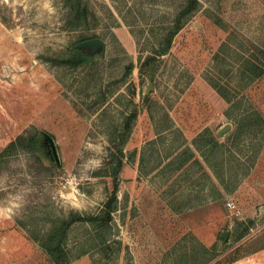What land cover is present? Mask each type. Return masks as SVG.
I'll list each match as a JSON object with an SVG mask.
<instances>
[{
  "label": "rangeland",
  "instance_id": "obj_1",
  "mask_svg": "<svg viewBox=\"0 0 264 264\" xmlns=\"http://www.w3.org/2000/svg\"><path fill=\"white\" fill-rule=\"evenodd\" d=\"M85 1L90 31L63 28V0H0V264H56L28 229L100 210L110 149L122 160L115 242L77 223L70 264H264V72L245 73L264 49V0H200L165 54L184 0ZM85 36L104 43L87 64L46 60ZM37 132L57 164L18 141ZM212 134L222 147L208 162ZM186 147L202 166L176 160Z\"/></svg>",
  "mask_w": 264,
  "mask_h": 264
},
{
  "label": "trees",
  "instance_id": "obj_2",
  "mask_svg": "<svg viewBox=\"0 0 264 264\" xmlns=\"http://www.w3.org/2000/svg\"><path fill=\"white\" fill-rule=\"evenodd\" d=\"M63 14H62V24L63 28L66 30H80V31H90L91 27V10L89 4L85 0H63ZM201 5L200 0H184L182 7L176 14V19L174 20V25L172 26V31L167 36L166 45L162 49L163 54L167 53L170 48V44L173 41V37L177 32H179L188 20L195 14ZM91 39L90 37H81L77 42H75L71 49V54L66 56L59 57H48L46 60L52 62L55 65L60 66H72L78 67L87 64L95 57V48L94 47H83L79 46V43ZM164 44V43H163ZM257 60L250 59L247 62L249 63L248 71L245 73L252 74L253 78L261 76L264 72V49L257 46ZM137 111H132L126 118L125 126L127 127V132L130 131L134 120L137 118ZM52 136V135H50ZM50 136L45 133L37 132L31 133L25 136H18V141L24 146L31 150H37L38 148H43L49 150V154L54 159V154L52 152V147L50 144ZM14 143L16 141H13ZM205 146H208L209 153L203 152L202 155L209 162V157L213 156L217 150H220L222 144L218 139L216 134H212L208 139H206ZM49 147V148H48ZM51 148V150H50ZM183 158L181 165L189 160H193L195 163L202 166L199 159L196 157L194 151L190 147H186L176 155V160ZM108 158L111 160V163H116L114 168V188L112 192L108 195L107 199L103 203V206L100 210L95 212H80L76 211L74 215L65 216L62 218L51 219V217H46V222H49L50 227L47 226L46 229H43L41 232L35 231L30 227L28 230L33 239L38 242H41L45 247L47 253L52 258L56 264H70V251L68 248V240L73 227L77 223L84 224L92 230L93 235L99 240V245L109 248L115 239H113V230L116 226L114 212L118 209L119 205V174L121 172L122 160H120L118 153L113 149L109 150ZM58 161L54 159V164H57ZM213 167V165H212ZM214 174L219 177V173L214 170ZM222 176V175H221ZM224 179V177L222 176ZM213 186H216L214 181L212 182ZM236 187V186H235ZM37 227V225H36ZM246 234V233H245ZM245 234L240 235L239 238H242ZM221 240L225 241L224 238L220 237ZM227 242V240L225 241ZM87 253L83 251L81 254ZM215 256H212L207 260L206 263L210 262ZM237 257H234L232 260L222 263L221 259H218L213 264H229L236 261Z\"/></svg>",
  "mask_w": 264,
  "mask_h": 264
},
{
  "label": "water",
  "instance_id": "obj_3",
  "mask_svg": "<svg viewBox=\"0 0 264 264\" xmlns=\"http://www.w3.org/2000/svg\"><path fill=\"white\" fill-rule=\"evenodd\" d=\"M98 44H102V45H103V44H104V43H103V40H102L101 38H99V37H94V38L87 39V40H85V41L80 42V43H79V46H83V47H95V46H97ZM230 127H231V124L228 123V124H226L225 126H223V127L218 131V133H219L220 135H222L223 133H225L226 131H228V130L230 129ZM50 144H51V147H52L53 153H54L55 155H57L55 145H54L53 140H52L51 138H50ZM222 237H225V233L223 234Z\"/></svg>",
  "mask_w": 264,
  "mask_h": 264
},
{
  "label": "crops",
  "instance_id": "obj_4",
  "mask_svg": "<svg viewBox=\"0 0 264 264\" xmlns=\"http://www.w3.org/2000/svg\"><path fill=\"white\" fill-rule=\"evenodd\" d=\"M229 264H259V262H257L256 257L252 255L244 259H237L236 261L229 263Z\"/></svg>",
  "mask_w": 264,
  "mask_h": 264
},
{
  "label": "built area",
  "instance_id": "obj_5",
  "mask_svg": "<svg viewBox=\"0 0 264 264\" xmlns=\"http://www.w3.org/2000/svg\"><path fill=\"white\" fill-rule=\"evenodd\" d=\"M230 205H232V203H229Z\"/></svg>",
  "mask_w": 264,
  "mask_h": 264
}]
</instances>
